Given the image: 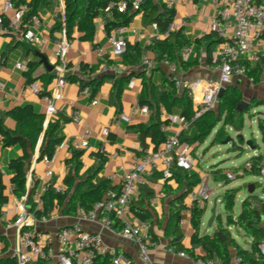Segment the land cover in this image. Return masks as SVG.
Here are the masks:
<instances>
[{
	"label": "crops",
	"instance_id": "obj_1",
	"mask_svg": "<svg viewBox=\"0 0 264 264\" xmlns=\"http://www.w3.org/2000/svg\"><path fill=\"white\" fill-rule=\"evenodd\" d=\"M27 2L29 3L31 0H27ZM155 3L159 4V1ZM37 10V17L40 20V24L35 28V32L49 38V41L45 46H31L8 30L0 32V85H2L0 86V120L3 121L4 128L11 132H18V123L9 115V113L17 106L24 108L31 107L35 114L45 115L46 118L45 103L41 98L32 95L29 91L28 85L31 82H29L26 72L29 70L28 64L34 63L35 67L30 73L32 82L40 83L43 89H46L49 92L53 89L60 75V72L57 69L58 61L54 55V41H60L66 37L71 44L67 56L69 67H81L84 64L90 69L91 74L88 73V70L85 75L82 73L80 76L71 73L66 74L68 84L64 91V100L58 104V112L52 119V122L59 123L60 127L57 134L63 138V142L56 148V153L50 164V169L53 171L52 178L48 179L46 177V171L48 168L43 160L39 159L43 135L40 137L38 145L33 152L27 147V151L31 156L30 160L26 163L27 193L21 200L25 201L29 207L31 206L29 197L31 196V191L35 185H37L36 190L43 184L51 186L63 184L67 187L65 179L70 172H73V175L76 176L77 182H82L87 178L92 177V175L98 171L97 175L91 179L92 183L98 184L102 180L109 181V177L116 173H122L124 170H131L135 159L143 155L142 143L138 133L133 127L138 125L149 127L153 125L154 120L157 119V115L162 122L161 127L163 125L167 127V130L165 131L161 129L165 136L177 135L179 137L182 136L184 139L193 136L196 132V127L191 124L189 129L184 128L183 124L180 122V120L183 119L180 108L173 107L168 109L162 103L158 104L157 101L161 92H174L177 96H181L186 91L188 92V90L177 89L175 87L176 80L184 83L193 82L197 79H204L210 82L219 80V71L206 62L209 37L214 31L212 21L217 15V6L213 0H176V5L174 7L175 19L173 23L178 27L177 30L183 29L186 38L193 42L190 46L192 52L188 61H184L185 64L180 66L176 75L172 74L169 68L163 64V60L157 59L156 54L149 49L150 44L157 41L156 36L160 34V31L159 29H154V24L145 23L142 13L137 15L130 25L126 27L127 32L125 33V36L127 42L132 47L137 48L138 52L141 53L137 64L127 65L123 63L122 58L115 60L111 57V47L108 41L109 34L106 33L105 25L103 24L104 16H100L95 20L96 32L94 39L93 41H87L83 39V33L80 32L77 25L71 29V36L68 37L66 23V36L64 37V22L61 14L64 10L66 12L65 0L63 1V6L60 0H39ZM2 13L3 5L0 4V15ZM3 14L8 20H10L14 12L9 11ZM59 22H61V27L58 29ZM134 30H136L137 33H134ZM197 40H200L201 43H196ZM221 47L222 44H216L212 48V54L214 55L220 51ZM99 48L104 49L105 55L103 57L98 55L97 50ZM255 50H258L262 56L264 55V38L256 43ZM39 54L48 59L49 65L55 68L53 71H49L45 65L42 64V58ZM144 60H148L150 63L144 64ZM104 63L109 65L119 63V72L103 75L99 74L100 65ZM18 64H22L25 69H18ZM256 66L257 64H252L251 67ZM50 74L54 76L52 81L48 79V75ZM70 76H78L83 79L106 78L97 92H94V88L91 87L93 95L88 97L82 93V87L69 80ZM117 78H127L123 83L122 94L118 105L115 102V98L112 97L114 81ZM133 80L134 83L132 84ZM228 86L238 87L243 94L245 103H250L254 99L264 101V73L262 74V79L259 83H255L253 79L248 76H235ZM142 100L144 101L143 106H147L151 110V114L148 116H144L139 112L134 111L135 107L140 104ZM94 101H97L98 104L93 105ZM192 103L195 113L196 106L193 101ZM76 111L81 114L80 121L78 122L73 121L72 119V115ZM254 111L256 112L258 125L259 119L264 118V106ZM122 115L128 116L130 122L124 121L121 118ZM105 128H109L110 130V135L108 137L103 134ZM85 133H89L90 135L88 139V147H83L80 141V138ZM253 137L257 140L256 144L263 149L264 143L259 127L258 137ZM146 143L149 145L148 151H154L151 139H147ZM74 149L84 152L80 159L81 166L78 172L74 169L75 161L69 165L67 163L68 160L73 158ZM251 150L253 151V154L251 157L248 156V160L259 154V150L256 146ZM24 154L25 151L20 145L4 147L3 139L0 134V177L5 186V195L8 198V204L0 208V260L8 257H16V229L8 226L9 223L13 222L14 216L5 220L2 216V211L11 206L14 197H16L13 193V185L11 183L14 172L10 170V162L14 159L23 157ZM196 154H191V156L195 157ZM102 157H104V161ZM243 164L231 169L222 168L219 164L215 166H218L221 169H228L226 173H236ZM155 174L152 177H149L145 184L140 185L138 195L134 199H139L142 196L144 189H150L152 191L150 207L156 213V221L153 228L158 242V247L151 252L152 260L155 264H203L202 260H194L191 258L186 250L192 248L191 240L194 234L190 218L187 220L186 224H181L184 239L182 241V246L171 247V249H174V253L169 251L172 237L166 236L165 233L169 202L186 188L188 179L187 174L189 176L198 175L201 182L203 181V178L200 173L194 169V166L191 170L180 171L178 174L182 176L181 178L174 179L172 177L163 181V175L156 177ZM251 177L254 179H261L260 176ZM206 178L208 184L209 181L212 180L214 184L224 189L222 195L225 190L229 188L246 186V190L243 191L248 192L251 185H254L255 183L264 184L256 181L247 182L238 187H230L232 183L236 182V180L245 178L237 177L232 180V183L229 186H225L224 182H216L213 179L212 168L206 173ZM111 184L117 188L119 182L118 180H115L111 182ZM261 192V195H257V188L255 187L253 193L257 198L264 201V188H262ZM250 195L252 194H249L248 192L247 197L244 198V200ZM219 197H216V199ZM186 205H188L187 199ZM208 205L209 202L204 206L206 207V212ZM256 207L260 209V204H256ZM238 215H235L234 208V217L236 218ZM48 217L49 219L47 223H36L35 226L38 230L55 236L61 228L78 225L85 232L100 234L108 246L121 250L132 261V263L139 264L138 248L133 242L121 237L120 231L122 225L117 219L120 229H116L113 225L111 229H107L99 221L90 222L81 220L79 218V213L77 216H65L61 214L57 206L51 208ZM237 230L238 233L244 235L246 246H241L235 239L236 242L241 248L250 250L252 239L247 237L242 230H239L238 228ZM214 232L216 231L214 230ZM213 233L207 232L205 234L212 235ZM55 249L56 252H59L60 250V246L57 242L55 244ZM231 251L233 253L231 264H238L236 250L232 249ZM195 252L198 256L204 255L203 249L199 246H195ZM180 253H186L187 257H181L179 255ZM51 264L54 263L51 262ZM217 264L220 263L218 262Z\"/></svg>",
	"mask_w": 264,
	"mask_h": 264
},
{
	"label": "trees",
	"instance_id": "obj_2",
	"mask_svg": "<svg viewBox=\"0 0 264 264\" xmlns=\"http://www.w3.org/2000/svg\"><path fill=\"white\" fill-rule=\"evenodd\" d=\"M122 0H65L66 7V26L67 36H71V29L77 25L80 32L83 33V39L87 41H93L96 27L95 20L104 16L106 19L105 31L107 34L116 28L127 27L133 21V19L143 14L144 22L148 24H157L161 34H165L169 31V27L173 24L175 19V10L167 9L163 4L164 0H159V4H156L153 0H144L138 10H134L131 6L133 0H126L129 4V8L125 13H120L116 8L110 10L113 13L112 19H107L106 14L110 5H116ZM197 1V0H194ZM264 0H258L262 2ZM16 9L22 6H27V11L23 18V26L28 25L31 19L38 14L37 5L39 0H13ZM3 21V28L6 29L9 24V20L5 15H0ZM61 27V22L58 24V29ZM57 30V29H55ZM224 41L218 37V34L213 31L209 37V47L207 49V64L213 65L212 48L216 44H222ZM193 42L188 40L183 33V29L176 31H169V36L162 38L158 41H154L150 46L155 54L156 58L160 60H168L171 64L180 69V66L185 64L182 60V51L185 47L191 46ZM196 43L200 44L201 41L197 40ZM141 53L138 49L132 47L129 43L127 46V52L123 55L122 61L127 65H134L139 62ZM35 67L34 63H29V70L26 72V76L29 82H32L31 70ZM82 72L85 75L87 73V65L81 66ZM247 76L252 78L255 83H259L264 73V55L260 58L256 67L248 65ZM49 80L52 81L53 75H48ZM106 77L103 78H88L83 79L78 76H70L69 80L72 82H81L82 87H93L94 92H97L102 86ZM127 78H117L114 81V88L112 90V97L115 98V102L118 105L122 94L123 83ZM50 94L49 91L44 89L43 95ZM158 104L162 103L166 108L171 109L178 107L181 109L182 118L191 122L196 127V132L190 138L180 137L183 145L190 146L191 154L195 155L196 152L193 148L196 145H203L204 141L211 135L214 128L218 125L209 122V118L213 114V110L204 114L200 118L194 119L195 113L193 110L192 99L189 97L188 92H184L181 96H177L176 93L161 92L158 98ZM144 101L140 102L143 106ZM264 106V101L252 100L250 103H245L241 90L236 86H227L226 91L219 99L218 111L220 117L224 118L225 127H235L237 131L241 130L244 125V120L247 115H251L252 112L260 107ZM9 115L18 123V132H11L6 130L3 126V121L0 120V134L3 139L4 147H11L20 145L25 154L23 157L14 159L10 162V170L14 172L11 183L13 185L14 195L22 199L27 193L26 190V166L30 160V154L27 151V147L33 152L39 142L40 137L43 135V142L40 147V157L43 159L45 156L53 158L56 153V148L62 144L63 138L57 134L60 127L58 122L46 123L45 115H37L33 112L31 107H15ZM239 121V123H237ZM162 122L157 115V119L154 120L153 125L145 127L143 125L134 126L133 129L138 133L140 141L142 143V153L148 151L147 139H151L153 144V150L158 151L162 149L166 142V136L161 131ZM258 127L262 134L264 143V118H260L258 121ZM228 138V133L223 129L219 130L215 136L213 145L220 144L222 141ZM253 145L259 150L258 156H253L246 163H250L252 168L250 170L245 168L243 164L237 171H244L243 177L246 176H260V171L264 166V148L261 149L259 145L253 141ZM84 152L79 150H73V158L68 160V165L75 161V170L78 172L81 166L80 159ZM103 161L105 160L104 157ZM183 170V169H182ZM177 165L173 169V178H181L178 173L182 171ZM186 171V170H183ZM228 169H221L218 166L212 167V176L216 182H224L225 186H229L232 180L227 177ZM98 173L95 172L92 177ZM186 173V172H185ZM156 177L162 176L161 172L155 174ZM92 177L87 178L82 182L76 181V176L73 172H70L65 179V184L68 189L65 194L56 193L51 186L48 192L44 195L45 203V215H49L52 207H58L61 214L65 216H77L79 211L83 210L89 212L94 204L101 201L106 196V193L111 189H117L110 181L102 180L98 184L92 183ZM186 188L177 196L172 198L169 202V212L167 217V224L165 226L166 236L172 237L170 242L171 247L182 246L184 235L181 228V218L183 211L187 208L186 197L188 194L196 188L201 179L198 175L189 176L187 174ZM249 186V185H248ZM254 186H261L264 188V184L255 183ZM37 188V185L31 191L29 197L32 211L35 210V206L32 202V196ZM246 186L238 188H229L224 192V208L227 212V227L222 224L221 216L217 219V231L212 235L205 234L200 235L202 226L201 219L206 214V207L194 206L191 210V226L194 230L192 236V248L186 249L191 258L194 260H202L207 263L211 260H217L220 264H231L232 262V249L236 250L237 258L240 259V264H264V256L260 255L259 245L264 242V201L257 198L253 193L242 203L241 213L238 217H234V208L236 196L239 192L246 190ZM5 186L2 183L0 177V208L8 204V198L5 195ZM180 191V190H179ZM178 191V192H179ZM152 191L150 189H144L143 194L139 199L133 200L130 206V216L132 218L139 219L141 221L149 222L152 225L156 221V213L150 207V198ZM254 201V205H251L250 201ZM256 204H260V209L256 207ZM37 217H41V213H36ZM112 225L116 229H120V225L113 215H110ZM236 227L242 230L244 234L252 239L250 250L241 248L236 240L232 237L229 228ZM218 233H222L225 237L223 240L219 237ZM195 246H199L203 249L204 255L198 256L195 252ZM0 264H17L16 257H8L0 260ZM32 264H51V261L39 260L37 263ZM94 264H112L110 258L99 256Z\"/></svg>",
	"mask_w": 264,
	"mask_h": 264
},
{
	"label": "built area",
	"instance_id": "obj_3",
	"mask_svg": "<svg viewBox=\"0 0 264 264\" xmlns=\"http://www.w3.org/2000/svg\"><path fill=\"white\" fill-rule=\"evenodd\" d=\"M63 6V1L60 0ZM144 0H133L131 6L134 10H138ZM158 2L159 0H153ZM217 6V15L212 21L214 31L218 37L224 42L220 51L213 55V68L219 71L220 78L218 81L210 82L204 79H197L193 82L184 83L176 80L175 87L177 89L188 90L189 97L195 103L194 119L200 118L204 114L214 110L218 104V95L223 87H227L233 77L247 76L248 65L258 64L262 54L255 50V45L264 38V1L258 0H213ZM3 5V13L13 11L14 14L9 20L7 29L3 28V21L0 18V32L8 30L14 33L22 41L31 46L43 47L49 41L44 35H39L35 32V28L40 24L37 16L30 20L28 25L23 26V18L27 11V6H22L16 9L13 0H0ZM164 5L167 9H174L176 0H164ZM116 8L120 13H125L129 4L126 0H122L116 5H110L106 14L107 19L113 18V13L110 11ZM1 15H4V14ZM64 26L63 34L66 36V12L61 14ZM106 19L103 18L105 25ZM177 26L173 23L169 27V31H176ZM154 29H158L157 24H154ZM169 31L165 34H158L156 40L169 36ZM126 27H120L112 30L108 36V41L111 47V57L115 60L121 59L127 52L128 42L125 36ZM134 33H137L134 30ZM55 58L57 59V69L60 75L56 85L50 91V94L43 95L44 89L38 82H31L28 89L32 95L41 98L45 103V114L47 123L52 121L58 112V104L64 100V91L68 84L67 75L80 76L83 72L80 66L69 67L67 63L68 52L71 48L70 42L66 37L60 41H54ZM152 44V43H151ZM150 44V45H151ZM98 55L103 57L104 49L97 50ZM192 52L190 46H187L182 51V60L188 61ZM148 60H144V64H149ZM163 64L169 68L174 75L178 73L176 66L168 60H163ZM17 68L24 70L22 64H18ZM120 70V64L100 65L99 74L117 73ZM88 73L91 74L90 69ZM82 87L81 82H75ZM134 83V80L132 84ZM2 86V85H0ZM82 93L85 96L91 97L93 90L91 87H82ZM98 102L94 101L93 105ZM134 111L139 112L144 116L151 114V110L147 106L138 104ZM81 114L76 111L72 115L73 121H80ZM124 121L130 122V118L122 115ZM185 129H189L191 122L184 118L180 120ZM163 131L167 127H161ZM103 134L108 137L110 135L109 128L103 130ZM90 135L85 133L81 138V145L88 147ZM53 158L45 156L42 160L47 166L46 177L52 178L53 171L50 169V164ZM183 170H191L194 166V160L191 156L190 146L183 145L179 136L168 135L162 149L158 151H147L141 157L135 159L131 170L116 173L109 177V181L118 180L117 189H111L107 192L106 197L94 204L89 212L79 211V218L84 221L101 222L107 228H112V220L110 215H113L122 225L120 235L122 238L133 242L138 248L139 264H155L151 258V252L158 247V242L154 233L153 225L149 222L139 219H132L130 216V206L133 200L137 197L140 185L145 184L149 177H152L156 172H161L163 181L173 177L174 166ZM245 168H252L250 163H246ZM244 171L229 172L227 177L231 180L237 177H243ZM260 178L264 181V166L260 171ZM51 185L43 184L37 189L33 196L32 202L35 210L32 211V206H28L25 201L14 197L11 206L2 211V216L8 220L14 216L9 227L16 229L15 254L17 264H32L39 260L51 261L54 264H94V261L99 257H109L112 264H134L132 261L117 248L108 246L102 236L98 233L85 232L80 226L64 227L59 229L56 235H51L36 228V223H47L48 215H45L44 195L48 192ZM56 193L65 194L67 187L63 184L52 186ZM216 194L215 190L209 187L207 178L194 188L189 194L190 200L187 208L182 213L181 224H186L191 216V210L194 206L204 207L211 197ZM254 205V201H250ZM36 213H41V217H37ZM56 242L60 246L59 252H56ZM260 255L264 256V242L259 247ZM174 253V249H169ZM181 257H187L186 253H180ZM203 264H217L214 259ZM237 263L240 264V259L237 258Z\"/></svg>",
	"mask_w": 264,
	"mask_h": 264
},
{
	"label": "rangeland",
	"instance_id": "obj_4",
	"mask_svg": "<svg viewBox=\"0 0 264 264\" xmlns=\"http://www.w3.org/2000/svg\"><path fill=\"white\" fill-rule=\"evenodd\" d=\"M210 123H214L213 125H218L214 128L211 135L204 141L203 145H196L193 148L194 152H197L194 159V169L200 173L203 179L206 178V173L211 170V168L217 164H219L222 168L231 169L233 167H238L241 164L245 163L248 160V156H252L253 151L250 147H248V141H255L253 136L258 137V125H257V117L256 112L253 111L251 115H247L244 120V125L241 130L237 131L235 127H225L224 126V118L220 117V113L218 111V107L213 110V114L209 118ZM239 123V121L237 122ZM224 130L228 133V138L222 141L220 144L213 145V141L215 136L219 130ZM243 139H242V138ZM231 141L228 144L225 142L228 139ZM262 182L261 179H254L251 176L240 178L236 180V182L232 183L230 187H238L247 182ZM209 187L216 191V195L211 197L209 200V205L205 216L203 217V225L200 230V234L205 233H213L214 230L217 231V223L214 224L213 227H209V221L211 218V209L212 204L214 203V199L222 195L224 189L220 188L212 180L209 181ZM262 187L257 186V195H261ZM248 192L241 191L238 193L235 203V215L237 216L241 211V204L244 198L247 197ZM187 202L189 204L190 200L187 197ZM217 213L221 216L222 224L224 227H227V212L220 202L218 203ZM232 237L237 240V242L245 247L246 242L243 234L238 233L237 228L231 227L229 229Z\"/></svg>",
	"mask_w": 264,
	"mask_h": 264
},
{
	"label": "water",
	"instance_id": "obj_5",
	"mask_svg": "<svg viewBox=\"0 0 264 264\" xmlns=\"http://www.w3.org/2000/svg\"><path fill=\"white\" fill-rule=\"evenodd\" d=\"M39 56L42 58V64L45 65V67L49 70V71H53L55 68L50 66L49 65V62H48V59L46 57H44L43 55H40ZM226 88L227 87H223L221 90H220V93L218 95V98L221 99L222 95L224 94V92L226 91ZM242 138V137H241ZM243 139V138H242ZM231 141V139L229 138L225 144H228L229 142ZM247 145L248 147H250L251 149L254 148L253 146V143L252 141H248L247 142ZM255 191V187L254 185H251L249 187V194H253V192ZM219 200H220V203L221 204H224V196L222 195L221 197L217 198L214 200V203H213V207L211 209V218H210V221H209V227H213V224L217 221L219 215L217 213V207H218V203H219ZM219 237H221L223 240H225V237L223 236L222 233H218Z\"/></svg>",
	"mask_w": 264,
	"mask_h": 264
}]
</instances>
